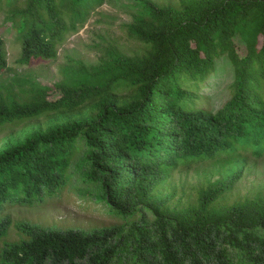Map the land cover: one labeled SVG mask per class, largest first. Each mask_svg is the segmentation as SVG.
Instances as JSON below:
<instances>
[{
  "label": "trees",
  "instance_id": "16d2710c",
  "mask_svg": "<svg viewBox=\"0 0 264 264\" xmlns=\"http://www.w3.org/2000/svg\"><path fill=\"white\" fill-rule=\"evenodd\" d=\"M105 1L0 0L19 63L55 59ZM128 2L122 30L134 53L109 44L52 84L0 81V132L46 120L0 149V264H264V194L227 201L249 157L264 154V0ZM6 54L0 34V74ZM222 57L228 99L197 106ZM198 163L204 182L184 196L171 174ZM65 191L103 202L120 222L56 229L4 214Z\"/></svg>",
  "mask_w": 264,
  "mask_h": 264
},
{
  "label": "rangeland",
  "instance_id": "374dc122",
  "mask_svg": "<svg viewBox=\"0 0 264 264\" xmlns=\"http://www.w3.org/2000/svg\"><path fill=\"white\" fill-rule=\"evenodd\" d=\"M129 0H106L91 12L84 25L77 32L69 33L57 47L55 59L41 60L33 64H21L18 61L20 45L17 41L12 24L0 13V34L5 42L7 68L0 74L1 82H9L14 76H32L42 84H52L61 79L60 69L72 61L82 60L94 63L101 50L112 44L127 54L137 49L136 42L128 39L122 25L131 19L133 9ZM158 2L175 3L177 0H156ZM233 72L225 57L217 60L216 70L199 88L205 100L197 101V106H203L212 111L218 110L229 97L228 86L231 84ZM59 91H52L49 99H55ZM45 119L30 121L13 130L0 132V149L9 141L24 137L39 125H45ZM248 166L236 184L227 201L252 198L256 193L264 194V154L256 157L251 155ZM201 164H192L189 168H178L172 172L170 181L184 196H192L195 189L204 181ZM210 175L211 180L217 174ZM4 214L11 220L30 222L44 227L66 229L109 227L120 222L112 209L106 208L103 202L93 198L85 200L73 192H63L56 196L46 197L45 201L33 207L9 204ZM14 236V232L11 233Z\"/></svg>",
  "mask_w": 264,
  "mask_h": 264
}]
</instances>
